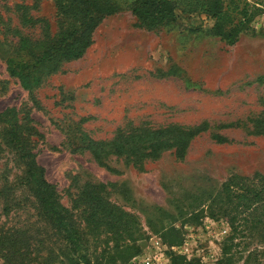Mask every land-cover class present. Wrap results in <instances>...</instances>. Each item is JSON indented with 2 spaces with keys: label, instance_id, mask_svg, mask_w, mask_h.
Returning <instances> with one entry per match:
<instances>
[{
  "label": "rangeland",
  "instance_id": "obj_1",
  "mask_svg": "<svg viewBox=\"0 0 264 264\" xmlns=\"http://www.w3.org/2000/svg\"><path fill=\"white\" fill-rule=\"evenodd\" d=\"M195 1L175 0L176 22L155 29L141 25L121 4L123 9L95 29L83 56L63 63L32 93L8 75L0 58V111L14 106L19 116L29 114L36 160L81 227L90 264H128L155 236L168 246L170 264L174 256L204 264L199 252H217L220 258L230 232L227 220L205 216L192 221L199 198L216 193L232 174L264 175V134H254L251 122L264 109V82L257 80L264 75V0H247L250 11L253 5L260 9L233 44L192 30L211 24ZM16 2L0 0V15L19 27ZM24 3L31 15L47 21L51 34L57 31L60 17L54 0ZM23 31L40 34L37 26ZM170 68L180 75L168 73ZM202 122L209 128L191 139L184 157L165 150L144 160L142 168L110 156L108 166L117 170L111 171L89 151L70 149L79 130L109 140L124 127H192ZM228 123L235 125L221 127ZM215 133L228 141L218 142ZM24 169L0 125V227L43 233L50 244L53 230L39 218L36 199L23 184ZM87 182L106 184V198L137 217L140 230L134 241L117 246L111 233L93 232L85 224L84 205L76 207L74 200ZM6 204L10 207L4 211ZM223 229L227 232L221 236ZM230 252L233 264H243L249 252L264 264V242L257 239L232 246ZM40 254L48 257L46 251Z\"/></svg>",
  "mask_w": 264,
  "mask_h": 264
},
{
  "label": "trees",
  "instance_id": "obj_2",
  "mask_svg": "<svg viewBox=\"0 0 264 264\" xmlns=\"http://www.w3.org/2000/svg\"><path fill=\"white\" fill-rule=\"evenodd\" d=\"M24 1L14 4L19 27L12 25L10 18L3 19L0 15V58L8 75L29 93L57 72L63 63L82 57L92 43L95 29L105 17L123 9L121 4L126 5L138 22L148 29L171 26L177 19L175 0H126L123 3L118 0H54L60 18L57 31L51 34L47 21L31 15L30 7ZM195 5L211 24L207 28L198 26L192 30L219 37L228 44L235 43L260 9L253 5L250 11L247 0H196ZM36 26L40 28L37 37L23 31ZM169 72L180 75L174 68ZM257 80L264 82V75ZM32 98L38 107V101L33 95ZM30 122L29 114L19 116L14 106L0 111V125L5 129L7 142L25 167L23 184L36 199L39 218L52 228L55 238L47 244L43 233H32L27 228L3 230L0 227L1 263L38 264L44 259L43 264H90L81 227L73 213L61 203L56 185L46 178L44 167L36 160L31 139L34 128ZM251 122L254 134H264V109ZM233 125L228 123L221 127ZM208 128L206 122L192 127L176 124L157 128L130 126L119 129L109 140L93 139L79 130L77 139L70 142V149L73 152L89 151L99 165L111 171L117 170L108 166L110 156L142 168L144 160L156 158L165 150H173L177 158L184 157L191 139ZM213 138L218 142L228 141L217 133ZM105 188L106 184L87 182L74 203L76 207L84 205L81 210L83 221L91 231H107L115 237L117 246H123L125 241H134L139 234L138 219L109 201L104 195ZM3 195L8 196V193ZM8 207L6 204L4 211ZM197 207L198 211L191 215L195 223L205 216L225 217L227 220L230 232L216 264L234 263L230 252L232 246L251 239L264 242V175L232 174L216 193L201 196ZM236 239L239 242H235ZM41 251L48 252V257L41 255ZM171 261V264H200L197 260L187 261L183 256H174ZM243 264H259L257 254L249 252Z\"/></svg>",
  "mask_w": 264,
  "mask_h": 264
},
{
  "label": "built area",
  "instance_id": "obj_3",
  "mask_svg": "<svg viewBox=\"0 0 264 264\" xmlns=\"http://www.w3.org/2000/svg\"><path fill=\"white\" fill-rule=\"evenodd\" d=\"M227 230L223 229L221 236L226 233ZM148 248L136 256H133L128 264H170V259L167 254L168 246L162 242L158 237H152L149 240ZM185 251L188 252V248L184 244ZM174 249L175 247L172 246ZM176 249V248H175ZM199 252L197 255L204 264H214L217 260V252Z\"/></svg>",
  "mask_w": 264,
  "mask_h": 264
}]
</instances>
